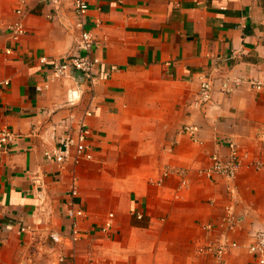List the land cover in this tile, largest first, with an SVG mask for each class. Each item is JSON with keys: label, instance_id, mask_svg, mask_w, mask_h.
Wrapping results in <instances>:
<instances>
[{"label": "crops", "instance_id": "crops-1", "mask_svg": "<svg viewBox=\"0 0 264 264\" xmlns=\"http://www.w3.org/2000/svg\"><path fill=\"white\" fill-rule=\"evenodd\" d=\"M20 1L0 0V132L17 136L0 151V264H258L248 245L264 228V91L249 81H264V0H88L101 60L93 86L73 68L46 83L52 64L41 62L83 53L73 0L56 13L27 0L22 16ZM17 21L27 33L14 41L8 27ZM204 77L213 91L199 104ZM83 118L94 160L46 162L44 152ZM186 126L197 128L196 141ZM231 143L236 178L200 177ZM181 169L183 177L157 183ZM71 205L84 211L75 243ZM229 205L237 226L227 237L237 247L221 259L199 254L220 237ZM110 213L113 228L103 233ZM208 223L216 229L204 231Z\"/></svg>", "mask_w": 264, "mask_h": 264}, {"label": "built area", "instance_id": "built-area-1", "mask_svg": "<svg viewBox=\"0 0 264 264\" xmlns=\"http://www.w3.org/2000/svg\"><path fill=\"white\" fill-rule=\"evenodd\" d=\"M27 0H21L20 6L17 9L16 13L19 16L24 14V6ZM47 5H50L54 12L60 9L62 0H38ZM89 2L88 0H73V9L76 15V29L79 31V40H78V50L82 51V54H74L68 58H61L58 60L49 61V59L43 58L41 59L42 63H51L52 68L49 70L50 72L47 75L46 83L50 79L62 78L68 75L70 69H76L80 71L83 76L86 78L87 82H89L92 86L97 81V74L99 67L101 65V60L95 54L96 50V39L92 32V29L88 28V22L86 20L87 13L89 11ZM56 10V11H55ZM9 33L12 34V39L14 41H18L22 36L27 33L26 27L21 21H17L14 24L8 27ZM115 67H112L114 70ZM201 90L199 95V104L208 103L211 100L213 84L212 81L208 78H202ZM245 80L236 79L232 82L234 86H239ZM251 86L258 90L264 91V81L260 80H251L249 81ZM5 85L8 84L6 81L3 83ZM47 87V86H46ZM46 87H37L38 91H42L43 88ZM223 91L230 92L233 87H231V83L229 80H226L223 83ZM78 99V91L70 90L69 91V104H76ZM86 116H91V112H86ZM197 128L194 126H186L183 131L187 133L194 141L197 140L195 135ZM91 129L86 123V119L83 118L77 125L76 128L72 132H69L67 135L62 137L59 142L51 149L46 150L44 153V157L46 162L54 163L59 168L71 163L73 165H80L85 162H91L94 160V148L91 143ZM17 138L15 134L7 129H3L0 132V151H7L8 146ZM240 168V155L237 146L234 143L230 144V153L226 157L221 156L220 154H213L210 157V165L207 168L199 169L198 173L200 177L207 178L208 180H212L218 176L223 177L228 180H233L236 178ZM175 173L177 175H181L182 177L185 175L184 170H167L163 173L162 179L158 180V184L160 185L170 174ZM77 178L74 177L72 188V195H77ZM182 184L185 185L186 181L183 180ZM224 216L220 218L218 223V229L222 230L220 232V237L217 240H210L206 244H202L198 247L197 252L201 255H213L218 259H221L224 255L229 253L233 248L237 247V243L230 242L227 235L230 232H233L237 226V218L234 214V208L232 206L224 207ZM68 215L73 218L74 222L71 227V232L69 233V241L71 243L77 242L81 239V230L79 228L77 220L84 216L83 209H75L72 205L68 209ZM1 216V212H0ZM138 218L142 216L137 214ZM113 219L114 214L110 213L108 219L104 222L101 227V231L103 233L110 232L113 228ZM217 225L213 223H208L203 226V230L206 232H212L216 229ZM21 232H27L28 228L23 226L20 229ZM228 233V234H227ZM251 242L248 245L249 253L256 259L258 264H264V228L253 231L251 233ZM51 238L55 242L61 241V237L55 234L51 235ZM60 261H64L61 257Z\"/></svg>", "mask_w": 264, "mask_h": 264}, {"label": "bare ground", "instance_id": "bare-ground-1", "mask_svg": "<svg viewBox=\"0 0 264 264\" xmlns=\"http://www.w3.org/2000/svg\"><path fill=\"white\" fill-rule=\"evenodd\" d=\"M75 27H76V23H75ZM80 121H81V120H80ZM80 121H79V122H80ZM44 153H45V152H44ZM44 159H45V157H44ZM45 161H46V160H45ZM69 164H71V163H69Z\"/></svg>", "mask_w": 264, "mask_h": 264}]
</instances>
